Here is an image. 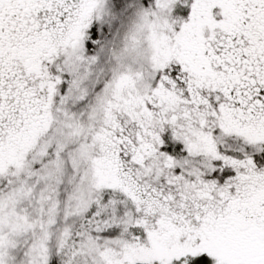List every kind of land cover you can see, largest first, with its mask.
Returning a JSON list of instances; mask_svg holds the SVG:
<instances>
[{
    "label": "snow or ice",
    "instance_id": "snow-or-ice-1",
    "mask_svg": "<svg viewBox=\"0 0 264 264\" xmlns=\"http://www.w3.org/2000/svg\"><path fill=\"white\" fill-rule=\"evenodd\" d=\"M0 264H264V0H0Z\"/></svg>",
    "mask_w": 264,
    "mask_h": 264
}]
</instances>
